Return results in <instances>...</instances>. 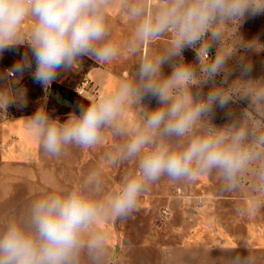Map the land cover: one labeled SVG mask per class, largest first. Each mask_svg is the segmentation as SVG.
Returning <instances> with one entry per match:
<instances>
[{"label":"clouds","instance_id":"9594fccd","mask_svg":"<svg viewBox=\"0 0 264 264\" xmlns=\"http://www.w3.org/2000/svg\"><path fill=\"white\" fill-rule=\"evenodd\" d=\"M116 7L130 25L123 41L111 23ZM262 12L264 0H0V54L19 45L30 50L4 73L3 79L14 81L12 90L33 59V76L47 89L85 57L101 65L123 50L138 57L110 88L84 98L87 106L78 115L61 122L39 108L25 118L49 157L69 147L95 149L106 133L116 142L99 168L52 187L0 225V264H109L108 226L136 211L162 178L191 184L214 175L232 193L251 175V210L264 207V77L248 76L252 65L240 57V75L229 79L238 49L264 50L238 34L246 16ZM185 49L194 50L192 62L185 60ZM206 85L211 87L205 94ZM149 99L157 106L149 107ZM14 100L8 90L0 91L4 109ZM241 101L245 106L230 112L228 123L212 122L217 105ZM121 164L132 167L116 188L107 189L102 169ZM233 251L225 252L226 264H256L251 254ZM161 264H171L170 257Z\"/></svg>","mask_w":264,"mask_h":264},{"label":"rangeland","instance_id":"374dc122","mask_svg":"<svg viewBox=\"0 0 264 264\" xmlns=\"http://www.w3.org/2000/svg\"><path fill=\"white\" fill-rule=\"evenodd\" d=\"M110 18L117 39H127L130 25L119 7L111 11ZM238 34L244 43L257 41L264 46V12L246 16ZM191 50H184L188 62L195 59L196 54ZM26 52L30 56V50L19 45L0 54V91L8 90L10 97L15 99L6 109L0 106V225L52 187L75 183L99 168L105 153L116 142L106 133L95 149L69 147L60 157L53 158L43 153L37 139L33 146L29 137L19 133L20 129L18 134L8 129L9 119L14 122L15 117L32 115L39 108L64 122L69 114L78 115L81 105L87 106L84 98L95 95L94 92L80 95L76 91L85 72L81 69V61L71 70L60 72L45 89L33 76V59L32 67L24 69L22 78L12 90L14 81L3 79L4 73L13 69ZM212 53H215L214 48ZM240 57L244 58V64L250 62L252 65L248 76L264 77V50L240 48L231 61L230 80L240 75ZM137 59L123 50L108 67L112 73L110 78L114 77L115 81L123 78ZM163 70L165 74L171 71L167 65ZM89 78L97 93L107 89L96 78ZM221 79V76L216 77L217 83ZM210 87L204 86L203 92L206 94ZM145 102L149 107L157 106L155 99ZM245 104L244 101L230 102L223 108L217 105L212 122L223 126L231 120L229 113H238ZM131 167V164H121L103 168L106 188H116ZM251 183L249 175L240 191L228 193L222 190L214 175L202 176L191 184L171 183L162 178L142 196L136 211L122 222L117 220L108 226L112 246L109 264H161L165 255L170 257L171 264H226L225 252L229 249L234 250L232 255L238 253L246 257L251 254L256 264H264V207L251 210ZM188 253H196L197 258L188 260Z\"/></svg>","mask_w":264,"mask_h":264},{"label":"crops","instance_id":"0c3cea01","mask_svg":"<svg viewBox=\"0 0 264 264\" xmlns=\"http://www.w3.org/2000/svg\"><path fill=\"white\" fill-rule=\"evenodd\" d=\"M113 30L115 32L114 27H113ZM113 61L111 63H113ZM80 63H81V69L83 71H85L82 73V76L87 74L91 78H93V77L96 78V81L98 83H100L101 85L103 84V86H105V88H110L112 86V84L115 82V78L114 77L110 78V76H109V74L112 75V73L108 69V67L111 65V63L101 65V64H98V63L94 62L93 60H91L87 57H85L83 60H81ZM94 93L96 94L97 90L94 89ZM29 116H31V114H23V115L17 116V117H15L16 119L14 120V122H9L10 121V119H9L7 121L9 123L7 125V127H8V129H11V131L14 134H18V131L20 129L19 133L23 134L24 136L29 137L31 139L33 146H34L36 137L26 127V119L25 118H27Z\"/></svg>","mask_w":264,"mask_h":264},{"label":"built area","instance_id":"2783aa9c","mask_svg":"<svg viewBox=\"0 0 264 264\" xmlns=\"http://www.w3.org/2000/svg\"><path fill=\"white\" fill-rule=\"evenodd\" d=\"M194 53V50H191ZM184 58H187V55L184 54ZM93 84L91 79L87 75H83L78 86L76 87V91L80 95H88L94 92Z\"/></svg>","mask_w":264,"mask_h":264}]
</instances>
